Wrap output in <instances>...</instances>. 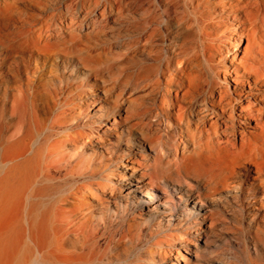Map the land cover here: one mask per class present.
Returning <instances> with one entry per match:
<instances>
[{
    "label": "bare ground",
    "instance_id": "bare-ground-1",
    "mask_svg": "<svg viewBox=\"0 0 264 264\" xmlns=\"http://www.w3.org/2000/svg\"><path fill=\"white\" fill-rule=\"evenodd\" d=\"M245 263L264 0H0V264Z\"/></svg>",
    "mask_w": 264,
    "mask_h": 264
},
{
    "label": "rangeland",
    "instance_id": "rangeland-1",
    "mask_svg": "<svg viewBox=\"0 0 264 264\" xmlns=\"http://www.w3.org/2000/svg\"><path fill=\"white\" fill-rule=\"evenodd\" d=\"M229 209H231V208H229ZM202 241V240H201ZM241 243L240 242H238V245H240ZM137 255V250H133V251H131L130 252V254H129V256H128V260H132L133 258H134V256H136ZM246 264V263H245Z\"/></svg>",
    "mask_w": 264,
    "mask_h": 264
}]
</instances>
